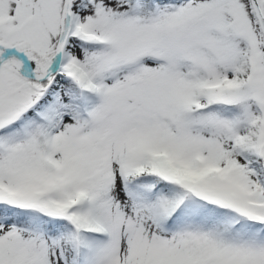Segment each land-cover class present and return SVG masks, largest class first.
<instances>
[{
	"label": "snow or ice",
	"instance_id": "obj_1",
	"mask_svg": "<svg viewBox=\"0 0 264 264\" xmlns=\"http://www.w3.org/2000/svg\"><path fill=\"white\" fill-rule=\"evenodd\" d=\"M0 264H264V0H0Z\"/></svg>",
	"mask_w": 264,
	"mask_h": 264
}]
</instances>
